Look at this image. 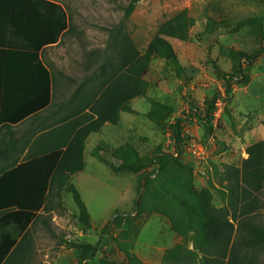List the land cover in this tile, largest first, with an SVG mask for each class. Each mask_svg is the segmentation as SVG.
Returning <instances> with one entry per match:
<instances>
[{
  "label": "rangeland",
  "instance_id": "1",
  "mask_svg": "<svg viewBox=\"0 0 264 264\" xmlns=\"http://www.w3.org/2000/svg\"><path fill=\"white\" fill-rule=\"evenodd\" d=\"M54 1L67 7L70 33L65 55L55 59L52 70L57 76L62 73L73 78H64L62 96L54 104L74 100L72 96L80 84L84 83L87 90L101 78L109 68L107 63L114 56L119 35L127 33L143 53L162 24L179 12L187 10L194 24L187 41L166 38L177 54L178 65L154 58L145 77L146 93L125 103L117 125L107 124L100 133L88 137L85 170L74 175L72 183L88 210L91 226L80 222L73 194L62 191L52 200V212L31 228L32 248L27 264H81V251L65 245L72 241L96 246L94 256L89 255L82 264H100L102 258L125 264L127 259L116 239L130 222L136 230L134 253L145 264H162L166 250L182 244L183 239L171 230L166 218L137 213L143 193L141 176L152 167L115 172L113 168L120 161L110 152L130 144L144 159H151L157 148L175 154L193 164L195 188H209L213 204L218 208L227 206L215 166L220 171L224 164L241 167L248 157L247 148L264 139V0ZM209 25L213 26L211 32ZM259 47L262 53L251 61L230 56L231 51L250 55ZM239 69L246 77L241 83L232 81L227 93L224 78L240 77ZM215 97L217 102L209 108ZM152 103L165 104L173 110L164 128L147 117ZM178 119L182 120V131L176 143L172 126ZM99 146V153L113 167L94 156ZM254 215L264 222V191ZM254 256L264 264V248Z\"/></svg>",
  "mask_w": 264,
  "mask_h": 264
},
{
  "label": "trees",
  "instance_id": "2",
  "mask_svg": "<svg viewBox=\"0 0 264 264\" xmlns=\"http://www.w3.org/2000/svg\"><path fill=\"white\" fill-rule=\"evenodd\" d=\"M34 1L46 3L57 10L52 20L55 36L49 44L56 43L60 33L70 29V17L62 5L48 0ZM132 8L133 3L129 9ZM193 24L194 20L188 17L187 10L179 12L162 24L159 34L143 53L127 33L119 35L114 56L107 63L109 68L101 78L97 82L90 81L92 85L87 90H84V83L80 84L79 90L72 96L74 100L59 103L58 108L67 112L53 122L51 128L38 135L34 143L37 150L30 151L21 164L17 165L16 161L11 170L0 172V264L29 262L32 248L30 228L40 218H45V214L52 212V200L60 197L62 191L73 194L80 222L88 228L91 226L88 210L72 183V177L85 170L87 138L100 133L106 124L117 125L125 103L146 93L148 83L145 77L154 58L178 65L177 54L166 38L187 41ZM212 28L209 25L208 31L211 32ZM40 48L38 45L37 51ZM262 49L259 47L250 55L231 51L230 56L239 61H251L262 53ZM37 65L45 80V85L38 83L46 94L40 106L46 107L51 102L50 77L55 85L57 76H51L38 55ZM239 72L240 77L231 75L224 78L227 93L232 89V81L241 83L246 77L241 69ZM38 76L39 82L43 78L40 73ZM61 76L73 79L62 73ZM216 102L215 97L209 108H213ZM172 114L169 106L152 103L147 117L156 126L164 128ZM181 122L178 119L172 126L176 143L181 140ZM100 148L95 149L94 156L113 167L99 153ZM246 152L248 157L242 161L241 167L224 164L220 171L215 166L216 177L223 187L220 192L228 202L222 208L213 204L209 188H195L191 162L185 163L175 154L162 152L160 148L154 150L151 159H144L130 144L110 152L115 160L120 161V165L113 168L115 172H138L152 167L141 176L143 193L137 213L166 218L171 230L183 239L182 244L166 250L162 264H259L254 255L264 248V222L256 220L254 210L264 191V139L249 146ZM45 224L54 234L51 226ZM133 226V222L128 223L129 228L120 231L116 242L125 254V264H145L133 251L136 236ZM190 243L192 248H189ZM65 245L81 251V264L89 255L94 256L96 250V246L81 241L65 242ZM100 264L118 263L102 258Z\"/></svg>",
  "mask_w": 264,
  "mask_h": 264
},
{
  "label": "crops",
  "instance_id": "3",
  "mask_svg": "<svg viewBox=\"0 0 264 264\" xmlns=\"http://www.w3.org/2000/svg\"><path fill=\"white\" fill-rule=\"evenodd\" d=\"M48 1L62 5L69 18L66 6ZM54 11L50 5L34 0H0V172L11 170L16 161L21 164L30 151L37 150L34 143L38 135L67 112L54 104L62 96L65 77L61 73L57 76L52 67L56 58L65 55L70 29L49 44L55 36ZM37 55L51 76H57L55 85L50 77L51 102L46 107L40 106L46 94L43 87H38L45 85V80ZM39 73L43 79L38 82Z\"/></svg>",
  "mask_w": 264,
  "mask_h": 264
},
{
  "label": "built area",
  "instance_id": "4",
  "mask_svg": "<svg viewBox=\"0 0 264 264\" xmlns=\"http://www.w3.org/2000/svg\"><path fill=\"white\" fill-rule=\"evenodd\" d=\"M218 105V104H217Z\"/></svg>",
  "mask_w": 264,
  "mask_h": 264
}]
</instances>
